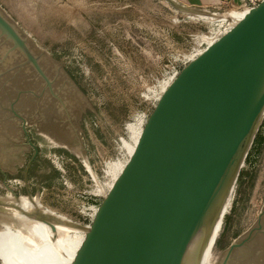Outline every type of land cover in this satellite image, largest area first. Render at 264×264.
<instances>
[{
	"label": "rangeland",
	"instance_id": "1",
	"mask_svg": "<svg viewBox=\"0 0 264 264\" xmlns=\"http://www.w3.org/2000/svg\"><path fill=\"white\" fill-rule=\"evenodd\" d=\"M0 10L27 38L33 54L42 52L39 65L56 87L64 85L69 112L51 110L41 117L44 103L19 95L23 86L37 91L39 81L11 70L19 52H6L11 43L0 42V166L12 174L6 181L10 190L0 182V230L19 225L8 204L19 207L22 196L35 198L37 213L60 225L86 226V214L101 200L91 193L107 191L159 94L183 63L215 40L209 23L228 12L190 10L174 0H0ZM19 116L38 148L36 162L26 169L31 150ZM263 202L264 114L228 195L210 263H218L221 250L251 224ZM83 234L60 228L70 262Z\"/></svg>",
	"mask_w": 264,
	"mask_h": 264
},
{
	"label": "water",
	"instance_id": "2",
	"mask_svg": "<svg viewBox=\"0 0 264 264\" xmlns=\"http://www.w3.org/2000/svg\"><path fill=\"white\" fill-rule=\"evenodd\" d=\"M2 41L11 43L6 52L20 55L10 69L39 78L51 92V80L39 65L42 52L34 55L27 38L0 10ZM263 114L260 0L183 64L159 94L132 152L85 226L70 264H198ZM21 131L32 148L26 169L36 148L23 125ZM241 243L231 242L217 264H228Z\"/></svg>",
	"mask_w": 264,
	"mask_h": 264
},
{
	"label": "flooded vegetation",
	"instance_id": "3",
	"mask_svg": "<svg viewBox=\"0 0 264 264\" xmlns=\"http://www.w3.org/2000/svg\"><path fill=\"white\" fill-rule=\"evenodd\" d=\"M21 73L26 75L25 72ZM48 78L51 80V92L48 88H44V85L39 78H35L39 81L37 86L38 90L27 91L23 86L19 95L28 94L33 100L36 101L37 99L40 103H44V106H41L43 109H39V115L41 117H43L46 111L51 110L57 115L66 114V116H68L69 112L62 98V92L65 91L63 90L64 85L56 87L53 80L49 76ZM4 113L5 111H3V115ZM21 125L24 126L28 140L32 143L28 134V129L26 128V123H21ZM21 134L25 140L24 144L27 145L22 131ZM29 148L31 150V157L32 148ZM35 148L36 154L30 162V165L36 162L37 159L38 148L37 146H35ZM22 172L23 171L20 172V178L23 180L25 178ZM10 176H12V174H10L9 169L0 166V182L3 186H5V188H9L6 181ZM18 203H20L19 207H15V204H12V202L8 204L11 214L17 216L19 225H16V228L8 226V232H5V230L1 231L2 229L0 230V259L3 260L4 264H60L58 249L53 244L49 225L37 220L32 214L27 213L28 210H32V206L28 200L26 202ZM49 219L54 222L59 239L64 245L60 236V228L62 227L67 231L71 229L67 225H60L59 223H56V221H54L51 217H49ZM12 230L16 231L14 232L15 234L12 233ZM18 231L20 233H17ZM233 241L242 243L233 250L228 264H231L234 260H247L248 264H264V202L255 212V216L251 224H249L243 232L235 236V238H233L227 246ZM226 247L222 249L221 252H223Z\"/></svg>",
	"mask_w": 264,
	"mask_h": 264
},
{
	"label": "bare ground",
	"instance_id": "4",
	"mask_svg": "<svg viewBox=\"0 0 264 264\" xmlns=\"http://www.w3.org/2000/svg\"><path fill=\"white\" fill-rule=\"evenodd\" d=\"M241 17H242V13H237V12L232 10L231 12H228L226 14V17H224V19L226 20L227 18H232V22L234 23V22L238 21L239 19H241ZM232 22H230V23H232ZM27 200H28V202H30V204L32 206V215L37 220L49 225V227L51 229V238L53 240V244L58 249L59 263L60 264H70V258H69L68 252H67L65 246L63 245V243L60 241L58 233H57V229L55 227V224H54V222L51 219H49V214H45L44 213V215H41V214L37 213V208H36L37 207V202H36L35 198L26 197V196H22L20 198V201H22V202H25ZM226 203H227V201L223 204V206H222V208L220 210V215L217 217V219L215 220V222L212 225L210 234H209V236L207 238L206 245L203 248L202 255H201V258H200L198 264H212V263H210V259H211L210 258L211 250L210 249H211V245L213 244V241H214V239H215V237L217 235V229H218L221 217H222V215L224 213ZM35 213H37V215ZM59 218L60 217L56 216V220L59 219ZM60 220H62L64 222L66 221V220H64L62 218H60ZM65 223L67 224V226L71 230L85 231V226H79L77 223L69 222V221H66ZM197 239L194 240V242L192 243V245H191V247L189 249V253H188L189 262L193 258L192 254L194 253L195 246H196V244L198 242Z\"/></svg>",
	"mask_w": 264,
	"mask_h": 264
},
{
	"label": "built area",
	"instance_id": "5",
	"mask_svg": "<svg viewBox=\"0 0 264 264\" xmlns=\"http://www.w3.org/2000/svg\"><path fill=\"white\" fill-rule=\"evenodd\" d=\"M259 1L260 0H236V2H230V0H227L224 3H217L214 6L210 7L209 9L201 12H206L211 14H223V13L231 12L233 10L237 13H242L243 16L250 8L255 6ZM230 22H232V18H230L229 20L226 19V20L209 23L211 25L210 30H211L212 38L216 40L219 36L225 33L235 23V22L234 23L233 22L230 23ZM92 182H95L94 179H92ZM104 194L105 193L102 194L91 193L92 196L101 197V198L103 197ZM94 211L95 209L91 213L86 214L89 217V219L92 217Z\"/></svg>",
	"mask_w": 264,
	"mask_h": 264
},
{
	"label": "crops",
	"instance_id": "6",
	"mask_svg": "<svg viewBox=\"0 0 264 264\" xmlns=\"http://www.w3.org/2000/svg\"><path fill=\"white\" fill-rule=\"evenodd\" d=\"M176 3L183 7L190 10H197V11H204L209 9L210 7L214 6L217 3H224L227 0H174ZM230 2H236V0H230ZM225 15L219 17L220 20L224 19ZM222 18V19H221Z\"/></svg>",
	"mask_w": 264,
	"mask_h": 264
}]
</instances>
